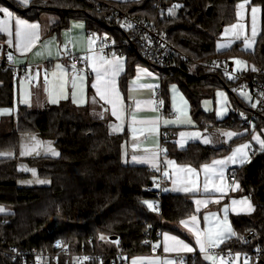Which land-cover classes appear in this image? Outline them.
<instances>
[{
	"label": "trees",
	"instance_id": "1",
	"mask_svg": "<svg viewBox=\"0 0 264 264\" xmlns=\"http://www.w3.org/2000/svg\"><path fill=\"white\" fill-rule=\"evenodd\" d=\"M241 1L245 0H164L165 10L161 14L156 11L157 0L109 2L131 16L158 23L170 42L202 63L215 57L230 60L240 54L254 68L243 75L264 85V0H250L262 8V32L255 50L241 52L236 45L227 52H216V42L224 27L236 21L235 6ZM177 5V14H168V9ZM0 6L11 8L30 21H37L45 12L56 14L60 23L51 29L50 34H56L58 38L72 21H83L88 33H95L100 38L112 35L115 54L126 60V70L120 78L123 92L137 66L143 63L137 52L123 46V31L110 22L108 14L111 12L99 13L86 0H34L27 8H22L15 0H0ZM209 7L212 8L211 15H208ZM3 51L8 53L6 49ZM190 66L187 62L175 60L173 66L164 70L161 79L163 99L168 86L177 84L189 101L193 119L201 128L211 125L240 130L242 110L234 92L239 82L226 80L220 73H209L199 67L191 66L194 69L191 73ZM223 88L232 90V101L237 111L226 120L218 121L214 115L203 111L201 102L213 98L215 92ZM14 103L12 74L1 65L0 108H12ZM252 111L245 110L248 116ZM167 113L169 108L164 100L163 114ZM253 125L257 130L263 129L264 115L257 117ZM23 134H35L44 140L54 141L60 155L58 158L26 160L38 170L41 179L50 181L49 186L31 188L18 185L26 175L19 171L17 157L0 158V206L10 211L0 214V238H5L8 245L22 249H47L55 241L63 240L73 251L122 250L131 256L148 252L147 234L158 226L160 216L148 207V203L157 198L156 192L148 191L157 173L145 166L123 163L126 133H111L107 124L90 114L87 106L79 107L66 100L43 110L19 106L15 118L1 123L0 152L17 153ZM162 144L168 156L194 167L228 151L199 144L180 150L168 136ZM235 174L239 184L235 196L250 199L255 210L250 217H233V225L237 234L254 230L258 238L248 245L231 240L222 248L242 250L264 245V148L257 149L251 162L236 169ZM161 208L165 223H178L195 214L191 200L169 192L162 195ZM158 227L162 231L170 229L163 223ZM113 237L117 240H111ZM197 257L189 258V264H196ZM0 264L21 263L11 262L0 251ZM251 264H264V260Z\"/></svg>",
	"mask_w": 264,
	"mask_h": 264
},
{
	"label": "crops",
	"instance_id": "2",
	"mask_svg": "<svg viewBox=\"0 0 264 264\" xmlns=\"http://www.w3.org/2000/svg\"><path fill=\"white\" fill-rule=\"evenodd\" d=\"M32 1L34 0H28V3L24 4L21 0H15L22 8L29 7ZM109 1L124 3L141 0ZM241 4L244 5L243 8L239 7ZM253 7L258 9L255 13V37L252 36L253 14L251 10ZM0 8H6L12 13L9 19L3 12H0V22L7 21L8 28V31H0V49H6L13 57L15 64L26 69L29 77L28 80L13 79L15 103L12 108H0V126L4 120L17 116L19 106H25L31 110H43L49 105H55L66 100L72 101L74 105L79 107L87 106L90 114L107 124L111 133H126L127 139L122 149L123 163L145 166L156 173L160 168H163V175L165 172L168 173L167 176L164 175L167 179L165 193L184 196L191 200L194 205L195 214L192 216L178 223L162 221L164 225L170 228L163 231L158 243L159 250L164 254V257L161 258L158 255L150 257L156 258L160 264H180L182 259L186 257L195 258L198 255L196 264H222V262L226 264L223 257L210 256L208 251L212 248L223 247L236 237L237 231L233 225V217H250L255 210L250 199L235 196L239 191V184H232L229 181V174L231 171L250 163L253 153L259 148L262 149L260 141L264 140V128L257 130L254 125L250 130L242 126L240 130L211 125L201 128L193 119L189 101L177 84H170L167 88L164 100H166L170 114L163 115L155 107L153 100L155 93L162 87L159 76L145 64H139L123 92L120 86V78L126 70L125 58L116 54L106 56L99 52L97 42L89 37L83 21H72L70 27L63 30L60 38H58L56 34H50L51 29L60 23V18L56 14L45 12L37 21H30L9 7L0 6ZM235 10L236 21L224 27L216 42L217 53L227 52L236 45L239 46L241 52H253L256 48L262 32V8L253 5L250 0H245L238 2ZM17 19L25 21L27 25H38V28L26 27L23 29L26 35L23 38H18L15 34L17 28L15 21ZM232 25H237V27L232 28ZM0 26L3 25L0 24ZM225 29H228L227 33ZM237 34L239 38H237ZM245 39L248 41L247 45ZM221 45H226V47H220ZM68 47L81 59V64L75 65V68L72 67L74 63L65 58ZM38 52L42 54L37 55ZM234 58H239L248 65H246V71L241 70L238 73L243 74L254 70L253 66L242 59L240 54L230 58L233 63ZM105 61H112L113 63L107 64ZM57 65L60 67L57 68ZM113 66L117 71L115 76L112 75ZM93 67L100 69L102 76L100 81H97V74L93 71ZM105 70H107V76H104ZM106 80L115 81V91H111L113 86L108 85L110 89L108 98L115 103L116 115L112 114L113 104L101 100L97 95L96 88L92 86L95 83L101 91H104ZM73 83H75V88ZM244 90L254 105L248 104L245 99L237 95L236 90L234 91L240 103V110H242L239 115L242 121L248 116L245 110L247 109L249 112V110L255 109L257 104L251 90ZM117 91L118 96L116 95ZM231 93H233L232 90L228 88L218 89L213 98H207L213 101V104L212 102L210 104L207 99L202 100L203 111L214 115L218 121L226 120L233 112L237 111L234 108ZM53 99L56 100L55 103L52 102ZM228 132L238 133V135L229 137L225 135ZM181 133L184 135L181 136ZM193 133H199V136H193ZM162 134H166L170 138V142L174 143L180 150H185L193 144H199L213 149H228V151L223 156L215 157L199 167H194L190 164L179 163L167 155L165 147L164 149L161 147L163 145ZM254 136L259 139L254 140ZM31 137H35L43 145L36 150L40 154L21 155V152L24 151V145L33 144ZM205 138L208 139V143L204 142ZM245 144L249 147L243 149L242 153L236 154L235 163L228 159L233 156L237 148ZM49 146L60 155L54 141L44 140L35 134H23L20 138L18 152L3 151L0 153H11V155H0V158H18V169L26 175L24 179L19 180L18 185L20 187H45L50 185V181L41 179L38 170L31 167L26 160L39 157L58 158L59 155H52L50 151L46 150ZM241 158H243V163H241ZM169 161L174 163L170 164ZM213 161H225V163L215 165L213 172L205 173L204 166H212ZM189 167L194 169L195 173H189L187 171ZM206 176L209 178L208 188L210 191L208 192L204 191ZM38 181L46 182L39 183ZM193 187L198 190H183ZM215 189H223V191H216ZM197 200L204 203L198 205ZM217 201L219 202L217 203ZM233 201H237V203L233 204ZM245 201L246 203H244ZM225 208L228 209L227 212L224 211ZM9 212V210H5L0 214ZM193 216L196 217L195 221L192 220ZM225 217H227L226 221ZM209 229H212L211 240L216 242V246H213L209 240ZM229 229L236 235L232 236ZM197 232L201 233L200 240L204 243V251H201L200 244L197 243ZM217 233L221 235L217 236ZM173 237L175 240H181L188 244L193 251H177L179 246L175 240L171 239ZM221 240L223 242H220ZM165 246L169 248V251L164 250ZM208 257H213V259ZM238 262L241 264L240 261Z\"/></svg>",
	"mask_w": 264,
	"mask_h": 264
},
{
	"label": "built area",
	"instance_id": "3",
	"mask_svg": "<svg viewBox=\"0 0 264 264\" xmlns=\"http://www.w3.org/2000/svg\"><path fill=\"white\" fill-rule=\"evenodd\" d=\"M89 4L94 6L97 12L110 11L108 18L110 22L119 26L123 31V46L127 49L137 52L140 60L154 73H156L160 80L163 77V72L170 65L173 66L175 60L187 62L191 66L205 69L209 73H220L226 80H233L239 82L236 90L248 88L251 90L253 97L256 99V107L252 113L247 116L241 123V126L251 129L254 120L264 115V85L257 81L251 80L242 73L235 71L234 63L231 60H222L219 57L213 58L207 63H202L195 60L189 55L179 50L169 39L164 35L160 26L150 23L139 17L131 16L122 11L117 5L108 0H86ZM164 0H157L156 11L158 14L164 12ZM174 8V7H173ZM177 7H175V10ZM107 19V17H105ZM131 25V27H128ZM89 37L97 42L99 52L108 56L115 54V41L112 35H106L103 38L98 37L95 33H89ZM9 53L0 49V65L5 69L10 70L13 79H27L28 72L26 69L16 65L15 62L8 59ZM66 59H70L75 65H78L81 60L75 55L70 47H68L65 55ZM155 107L164 113V99L161 90L153 96ZM163 101V103H160ZM170 114V113H168ZM164 115V114H163ZM162 141L167 139L166 134L161 135ZM164 149V145H161ZM229 181L232 184L237 182L235 171L229 174ZM167 179L163 175V168L157 172L155 180L151 183L148 191L156 192L157 198L152 201L153 211L158 213V226L162 223V208L161 198L165 193ZM2 222H0L1 226ZM155 227L147 234L146 243L149 250L146 254L150 256L158 255L161 258L164 254L160 252L158 243L163 231L159 227ZM257 232L247 231L242 234H237L233 239L234 242L240 245H248L253 240H257ZM7 246V247H6ZM0 251L11 262L21 264H113L115 262L126 263V259L131 255L122 250L114 252H92V251H73L70 246L63 240H57L53 243L51 248H27L22 249L16 245H8L5 238H0ZM208 255L215 257H223L226 264H235L240 261L241 264L259 263L264 260V245H259L251 249H224L212 248L208 251ZM87 257L88 259H84ZM188 257L181 260L180 264H189Z\"/></svg>",
	"mask_w": 264,
	"mask_h": 264
},
{
	"label": "snow or ice",
	"instance_id": "4",
	"mask_svg": "<svg viewBox=\"0 0 264 264\" xmlns=\"http://www.w3.org/2000/svg\"><path fill=\"white\" fill-rule=\"evenodd\" d=\"M21 2L24 3V4H27L28 3V0H21ZM175 7H179V6L178 5L177 6H174V8L170 10L169 14H172V15L175 14V12H174ZM239 7L240 8H243L244 5L241 4V5H239ZM251 11H252V14H253V16H252V24H253V27H252V36L255 37L256 36V30H255V13L258 11V9L255 8V7H253ZM0 12H3L9 19L12 16V13H10L8 11V9H6V8H0ZM15 23H16V26H17L16 33L15 34H16V36L18 38H23L26 35V33H24V31H23L24 28H26V27L27 28H32V29H37L38 28V25H35V24L27 25L26 22L23 21V20H21V19H17L15 21ZM0 24L3 25V26H0V31H8L7 21L0 22ZM128 27H131V25H128ZM231 27L232 28H236L237 25H232ZM240 27H243V25H240ZM225 32L227 33L228 32V29H225ZM237 38H239V35L238 34H237ZM245 44L246 45L248 44L247 39H245ZM220 47H226V45H221ZM36 54L37 55H41L42 53H39L38 52ZM8 59L9 60H12L13 59V57L11 56V54H9ZM105 63L112 64L113 62L112 61H105ZM237 63L239 64L241 62L240 61H237ZM59 67L60 66L57 65V68H59ZM72 67L75 68L76 67L75 64H73ZM93 71L96 72V74H97V81H100L102 79L100 69L99 68H96V67H93ZM107 74H108L107 73V70H105L104 76H107ZM116 74H117V71L115 69V66H113L112 75L115 76ZM114 84H115V81L114 80H106L105 81V89H104V91H101V89L99 87H97V84H95V83L92 86L94 88H96L97 95H99V97H100L101 100H105L107 103L113 104V113L112 114L113 115H116L115 103H114L113 100H111V99L108 98V93L110 91V89L108 88V85H112L113 88L111 89V91H115ZM73 87L75 88V83H73ZM116 95L117 96L119 95L118 91L116 92ZM52 102L55 103L56 100L53 99ZM74 102H75V100H74ZM160 103H163V101H161ZM183 135H184V133H181V136H183ZM192 135L198 137L199 136V133H193ZM225 135H227L229 137H232V136L238 135V133L228 132V133H225ZM30 139L33 141V144H31V145H27V144L24 145V151L21 152V155L32 154V153H35L36 155H39L40 154L36 150L39 149V148H41V147H43V145H41V143L39 141H37L35 137H31ZM253 139L254 140H258L259 138L256 137V136H254ZM204 142L205 143H208L209 141H208L207 138H205ZM260 144H261V147L264 148V140H261L260 141ZM248 147H249V145L245 144V145L241 146L240 148H237L235 150V152L233 153V156L229 157L228 159L231 160L233 163H235V161H236V154L237 153H242L243 152V149H246ZM46 150L47 151H50L52 153V155H59V153L55 152L50 146L47 147ZM0 155H11V153H6V154L5 153H0ZM243 162H244L243 161V158H241V163H243ZM168 163L171 164V163H174V162L169 161ZM223 163H225V161H213V165L212 166L205 165L203 170H204L205 173L213 172L215 165L223 164ZM187 171L189 173H195V170L192 169V168H190V167L187 168ZM33 175H35V172H33ZM164 175L167 176L168 173L165 172ZM221 175H222V173H221ZM38 182L39 183H45L46 181H38ZM208 183H209V178L206 176L205 181H204V191L205 192L210 191V189L208 188ZM193 184H195V181H193ZM183 190L184 191H195V190H198V189L195 188V187H193V188H184ZM215 190L216 191H223V189H215ZM218 202L219 201H217V203ZM196 203L199 205V204L204 203V202L203 201H200V200H197ZM236 203H237V201H233V204H236ZM244 203H246V201ZM148 207L149 208H153V205L151 203H148ZM249 210H250V208H249ZM0 211H4V209L3 208H0ZM224 211L227 212L228 209L225 208ZM226 219H227V217H225V221H226ZM192 220L195 221L196 220V217L193 216L192 217ZM229 232H230V234L232 236H235L236 235V233L235 232H232L230 229H229ZM208 234H209V240L211 241L212 245L213 246H216V242L214 240H211L212 229H209L208 230ZM216 235L217 236H220L221 234L220 233H217ZM196 236H197V243L200 244L201 251H204L205 250L204 249V243L201 242V240H200L201 233L200 232H197L196 233ZM101 239H103V237H101ZM166 239H169V238L166 237ZM171 239L175 240L174 237L171 238ZM175 242L179 246V248L176 249L177 251H179V250L188 251V252L193 251V249L188 244H185L183 241H181V240H175ZM220 242H223V241L221 240ZM164 250L165 251H169V248L167 246H165ZM208 258L209 259H213V257H208ZM84 259H88V258L85 257ZM133 264H135V261L133 262ZM222 264H223V262H222ZM245 264H247V262H245Z\"/></svg>",
	"mask_w": 264,
	"mask_h": 264
},
{
	"label": "rangeland",
	"instance_id": "5",
	"mask_svg": "<svg viewBox=\"0 0 264 264\" xmlns=\"http://www.w3.org/2000/svg\"><path fill=\"white\" fill-rule=\"evenodd\" d=\"M171 9H173V7L172 8H170V9H168V14H169V12H170V10ZM174 12H175V14L174 15H176L177 14V10H175L174 9ZM170 15H172V14H170ZM173 16V15H172ZM234 63H235V71L236 72H241V70H243V71H246V63L245 62H243V61H241V59H239V58H234ZM237 61H240L241 63H237ZM245 63V64H244ZM248 66V65H247ZM193 67H195V66H193ZM193 67H189V69H190V72L191 73H193L194 71V69H193ZM243 89H248V88H242V90L240 89V90H236L237 91V95H239V96H241L243 99H245L246 100V102L248 103V104H250L251 106L252 105H254V104H252V102H251V100L249 99V95L248 94H246L245 93V91L246 90H244L243 91ZM249 90V89H248ZM208 100V102L211 104V102H212V104H213V101H211L210 99H207ZM0 208H3L4 209V211L5 210H7V209H5L3 206L1 207L0 206ZM4 211H0V213L1 212H4ZM148 254H145V255H135V256H131L130 258H127L126 259V264H133V262L135 261V264H160L159 262H158V260L156 259V258H154V257H150V255H148ZM236 264H239V262L238 261H236Z\"/></svg>",
	"mask_w": 264,
	"mask_h": 264
},
{
	"label": "water",
	"instance_id": "6",
	"mask_svg": "<svg viewBox=\"0 0 264 264\" xmlns=\"http://www.w3.org/2000/svg\"><path fill=\"white\" fill-rule=\"evenodd\" d=\"M211 12H212V8L209 7V8H208V15H211ZM0 47H1V46H0ZM111 240L115 241V240H117V238H116V237H113Z\"/></svg>",
	"mask_w": 264,
	"mask_h": 264
},
{
	"label": "bare ground",
	"instance_id": "7",
	"mask_svg": "<svg viewBox=\"0 0 264 264\" xmlns=\"http://www.w3.org/2000/svg\"><path fill=\"white\" fill-rule=\"evenodd\" d=\"M241 108V107H240ZM246 113V112H245ZM249 114V113H248ZM263 245V244H262ZM225 246H227V245H225ZM255 247V246H254Z\"/></svg>",
	"mask_w": 264,
	"mask_h": 264
}]
</instances>
